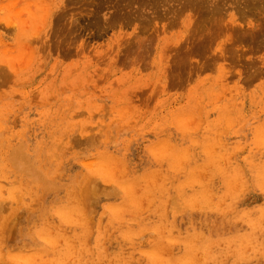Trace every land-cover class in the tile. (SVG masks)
<instances>
[{
    "label": "rangeland",
    "instance_id": "obj_1",
    "mask_svg": "<svg viewBox=\"0 0 264 264\" xmlns=\"http://www.w3.org/2000/svg\"><path fill=\"white\" fill-rule=\"evenodd\" d=\"M0 264H264V0H0Z\"/></svg>",
    "mask_w": 264,
    "mask_h": 264
},
{
    "label": "bare ground",
    "instance_id": "obj_2",
    "mask_svg": "<svg viewBox=\"0 0 264 264\" xmlns=\"http://www.w3.org/2000/svg\"><path fill=\"white\" fill-rule=\"evenodd\" d=\"M242 1H243V3H244V0H242ZM245 1H248V0H245ZM126 2H127V4H128L129 1H126ZM126 2H125V3H126ZM121 3H122V2H121ZM127 4H126V5H127ZM242 8H244V7H242ZM51 9H52V8H51ZM134 10H135V9H134ZM106 20H107V19H106ZM107 21H108V20H107ZM107 23H108V22H107ZM232 24L235 26V27H233V29H234V28H235V29L237 28L236 31H237L238 33H239V31H241V29H243V26H244V25H241V24H239V25H235V23H232ZM250 26H251V23H250ZM250 26H249L248 28H246V30L244 29L243 32L249 34L250 32H247V31H249ZM254 26H255V25H253V26L250 28V30L252 29L251 31H253V32L255 31L256 33L261 32L260 29H259V27L256 26V27H257V28H256V27H254ZM230 27H231V26H230ZM244 28H245V27H244ZM235 29H234V30H235ZM257 29L259 30V32L256 31ZM241 32H242V31H241ZM241 32H240V33H241ZM255 32H254V33H255ZM251 34H253V33L251 32ZM134 35H135V34H134ZM17 147L19 148V146H17ZM11 149H13V148H11ZM13 151H14V149H13ZM16 151H17V149H15V152H16ZM21 151H22V150H21ZM21 151H20V152H21ZM9 153H11V152H9ZM17 153H18V151L16 152V154H17ZM10 155H11V154H10ZM17 155H18V154H17ZM13 156H14V155H13ZM22 156H23V155L21 154V155H20V158H22ZM16 157H18V156H16ZM22 159H23V158H22ZM12 160H13V158H12ZM13 161H15V160H13ZM17 162H18V161H17ZM26 162H27V161H26Z\"/></svg>",
    "mask_w": 264,
    "mask_h": 264
}]
</instances>
